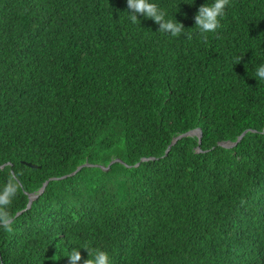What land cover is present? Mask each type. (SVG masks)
Here are the masks:
<instances>
[{
    "label": "trees",
    "instance_id": "obj_1",
    "mask_svg": "<svg viewBox=\"0 0 264 264\" xmlns=\"http://www.w3.org/2000/svg\"><path fill=\"white\" fill-rule=\"evenodd\" d=\"M204 2L157 0L173 37L126 0H0V184L20 182L0 264L82 243L112 264H264V0H229L207 40Z\"/></svg>",
    "mask_w": 264,
    "mask_h": 264
},
{
    "label": "clouds",
    "instance_id": "obj_2",
    "mask_svg": "<svg viewBox=\"0 0 264 264\" xmlns=\"http://www.w3.org/2000/svg\"><path fill=\"white\" fill-rule=\"evenodd\" d=\"M193 0H191V3ZM190 3V4H191ZM127 19L135 24L139 21L137 14L144 18H151L158 24V30L170 36H178L183 33L184 26L173 14L169 16L157 0H126ZM229 0H205L194 15V27L196 31L207 40L208 33H214L221 27V20L225 16ZM140 22V21H139ZM256 80L264 81V61L255 65L254 75ZM19 180L17 176L9 175L0 184V230L12 233L14 231V216L10 210L19 192ZM83 248L87 251V258L82 264H112L109 252L99 247H90L88 243L77 244L69 247L67 254L68 264H80Z\"/></svg>",
    "mask_w": 264,
    "mask_h": 264
},
{
    "label": "water",
    "instance_id": "obj_3",
    "mask_svg": "<svg viewBox=\"0 0 264 264\" xmlns=\"http://www.w3.org/2000/svg\"><path fill=\"white\" fill-rule=\"evenodd\" d=\"M244 132H245V131H243V132L238 136L237 139H239L240 136H241ZM185 134H196V135L198 136V138H200V136H201V131H200V129L196 128V129H194V130L188 131V132L185 133ZM177 137H178V136H177ZM177 137H175L174 139H176ZM174 139H173V140H174ZM235 142H236V141H233V142H231V141H225V142H222V144H224L225 146H230V145L235 144ZM141 160H143V159H141ZM112 161H119V160H118L117 158H115V159L111 160L110 162H112ZM110 162H109V163H110ZM84 164H86V163L80 164V165L77 166L76 169L73 170L71 173L65 174V175H63V176L73 174L74 172H76V171H77L82 165H84ZM136 164H137V163H136ZM107 166H108V165H107ZM107 166H106V167H107ZM45 183H46V182H44V183L42 184V186L39 188L38 192H36V193H31V194L28 195L27 207L29 206L30 201H31L34 197H36L38 193L41 192V190L43 189V186H44ZM17 213H19V212H17ZM17 213H16V214H17Z\"/></svg>",
    "mask_w": 264,
    "mask_h": 264
}]
</instances>
